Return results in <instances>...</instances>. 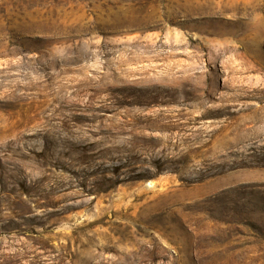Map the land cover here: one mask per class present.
I'll use <instances>...</instances> for the list:
<instances>
[{"label": "rangeland", "instance_id": "obj_1", "mask_svg": "<svg viewBox=\"0 0 264 264\" xmlns=\"http://www.w3.org/2000/svg\"><path fill=\"white\" fill-rule=\"evenodd\" d=\"M0 264H264V0H0Z\"/></svg>", "mask_w": 264, "mask_h": 264}]
</instances>
